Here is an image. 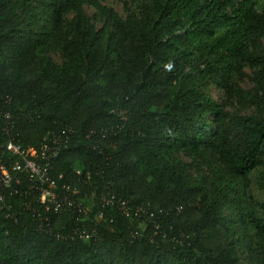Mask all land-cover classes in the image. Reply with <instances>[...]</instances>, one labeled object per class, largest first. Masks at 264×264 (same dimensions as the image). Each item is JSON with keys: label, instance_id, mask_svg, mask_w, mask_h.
I'll use <instances>...</instances> for the list:
<instances>
[{"label": "trees", "instance_id": "1", "mask_svg": "<svg viewBox=\"0 0 264 264\" xmlns=\"http://www.w3.org/2000/svg\"><path fill=\"white\" fill-rule=\"evenodd\" d=\"M50 133L69 139L58 194L87 208L52 226L97 236L52 238L12 199L0 264H264L262 0H142L125 19L104 0H0V147Z\"/></svg>", "mask_w": 264, "mask_h": 264}, {"label": "built area", "instance_id": "2", "mask_svg": "<svg viewBox=\"0 0 264 264\" xmlns=\"http://www.w3.org/2000/svg\"><path fill=\"white\" fill-rule=\"evenodd\" d=\"M6 120L10 121L8 128L13 129L11 116L7 115ZM6 131L8 133V130ZM68 146V138L53 133L43 138L38 150H26L12 139L7 140L6 144L0 147V213H4L6 219H12V199H19L22 211L37 220L38 230L41 233L58 240L74 242L78 238L89 241L96 238L97 230L94 229L92 232L77 230L74 235L65 236L56 232L52 226V216L61 212L75 214L77 211L87 215V208L75 199L77 189L65 186L63 189L66 190V194H58L57 180L51 175L52 163ZM23 174L32 179V192L29 188H24L23 181L19 177ZM31 193L37 194L36 203L31 201ZM101 207H107L106 200ZM103 216L104 212L100 210L98 218L102 219Z\"/></svg>", "mask_w": 264, "mask_h": 264}, {"label": "rangeland", "instance_id": "3", "mask_svg": "<svg viewBox=\"0 0 264 264\" xmlns=\"http://www.w3.org/2000/svg\"><path fill=\"white\" fill-rule=\"evenodd\" d=\"M142 0H104V4L111 8L112 10H114L120 17L122 18H126L128 13H132V12H137L138 10V5ZM262 4L264 6V0H262ZM85 12L86 14L93 20V22L95 23V25L97 27H101L103 26V22H99L96 19V11L92 8H85ZM73 17V15H71L69 18L71 19ZM50 58H52L55 62L57 63H62L63 62V58H62V54L60 52L57 51H52L49 53ZM245 87H250L251 84L246 81L244 84ZM208 94L217 102L222 103L223 102V97L224 94L221 90H219L218 88L214 87V86H210L208 89ZM182 159L186 162V163H190L191 160L184 156L181 155ZM89 209H91V205L90 203L88 204ZM242 258L245 264H251V261H249V257L248 254L243 255L242 253Z\"/></svg>", "mask_w": 264, "mask_h": 264}]
</instances>
